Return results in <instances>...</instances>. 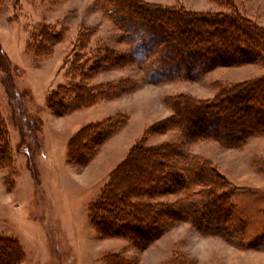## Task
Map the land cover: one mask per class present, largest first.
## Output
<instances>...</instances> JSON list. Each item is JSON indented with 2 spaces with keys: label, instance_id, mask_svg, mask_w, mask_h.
<instances>
[{
  "label": "rangeland",
  "instance_id": "374dc122",
  "mask_svg": "<svg viewBox=\"0 0 264 264\" xmlns=\"http://www.w3.org/2000/svg\"><path fill=\"white\" fill-rule=\"evenodd\" d=\"M138 1L197 12L221 10L211 0ZM234 4L264 27V0ZM104 7L101 0H0V118L8 137L7 153L0 154V234L20 242L22 264H108L113 254L132 264H264V129L246 131L236 143L214 136L191 142L181 129H155L173 115L179 97L213 101L223 89L264 78V63L152 78L161 73L155 69L161 63L159 49L151 57L137 54L133 61L102 68L95 62L106 50L130 53L133 46ZM45 27L61 31L62 40L49 54L37 55L34 37ZM81 35L87 39L83 51ZM79 52L90 59V85L118 83L121 93L58 116L46 99L69 82L70 62ZM102 122H113L114 128L91 160L85 166L70 164V139L83 127ZM142 139L148 146L180 145L226 180L231 214L213 221L219 227L207 232L182 222L144 250L127 239L97 236L89 207ZM181 197L167 194L162 200Z\"/></svg>",
  "mask_w": 264,
  "mask_h": 264
},
{
  "label": "trees",
  "instance_id": "16d2710c",
  "mask_svg": "<svg viewBox=\"0 0 264 264\" xmlns=\"http://www.w3.org/2000/svg\"><path fill=\"white\" fill-rule=\"evenodd\" d=\"M211 1L221 10L197 12L181 5L162 7L138 0H101V6L118 20L133 46L130 53L105 49L106 54L99 61L96 59V65L115 67L135 60L137 54L151 57L159 49L161 63L155 69L161 73L152 78L165 73L172 78L188 76L199 68L210 71L250 62L264 63V27L244 16L234 0ZM61 33L49 27L39 31L34 37L35 53L49 54V49L61 42ZM86 42V36L81 35V51ZM84 56L80 52L75 54L68 71L69 82L47 96V106L58 116L121 93L118 83L90 85V59ZM127 84L130 89L132 84ZM175 103L173 115L155 127L158 132L177 128L187 141L214 136L236 143L246 131L264 129V78L223 89L210 102L181 96ZM109 122L80 129L68 143L67 161L87 165L96 146L113 130L115 123ZM3 123L0 118L1 156L8 150ZM236 129L241 135L232 134ZM227 186L208 162L195 159L180 145L148 146L146 139H142L113 170L99 197L91 203L89 220L99 238L127 239L144 250L182 222L190 221L207 232L219 227L213 221L231 214L226 203ZM177 193L183 195L177 202L162 200L167 194ZM24 258L20 242L0 234V264H22ZM108 264L132 263L113 254Z\"/></svg>",
  "mask_w": 264,
  "mask_h": 264
}]
</instances>
